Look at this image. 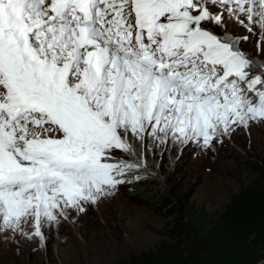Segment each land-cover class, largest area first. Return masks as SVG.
Here are the masks:
<instances>
[{
    "label": "snow or ice",
    "instance_id": "1",
    "mask_svg": "<svg viewBox=\"0 0 264 264\" xmlns=\"http://www.w3.org/2000/svg\"><path fill=\"white\" fill-rule=\"evenodd\" d=\"M262 33L264 0H0V238L43 244L153 157L250 140Z\"/></svg>",
    "mask_w": 264,
    "mask_h": 264
},
{
    "label": "rangeland",
    "instance_id": "2",
    "mask_svg": "<svg viewBox=\"0 0 264 264\" xmlns=\"http://www.w3.org/2000/svg\"><path fill=\"white\" fill-rule=\"evenodd\" d=\"M229 27L246 34L231 22ZM259 39L264 48V33ZM256 42L257 37L250 36L244 46L255 51ZM250 133L249 140L244 130H238L235 144L226 140L209 151L189 146L183 152L153 157L160 167H149L139 182L121 186L95 209L89 206L77 219L46 231L43 244L16 237L17 246L15 240L0 238V264H116L142 250L156 249L168 238L162 231L169 219L151 207L155 196L163 193L177 200L188 195L196 209L218 211L264 170V124H253Z\"/></svg>",
    "mask_w": 264,
    "mask_h": 264
},
{
    "label": "trees",
    "instance_id": "3",
    "mask_svg": "<svg viewBox=\"0 0 264 264\" xmlns=\"http://www.w3.org/2000/svg\"><path fill=\"white\" fill-rule=\"evenodd\" d=\"M222 210L195 208L188 195L160 193L151 207L168 218L156 249L116 264H257L264 260V170ZM175 240V244H171Z\"/></svg>",
    "mask_w": 264,
    "mask_h": 264
},
{
    "label": "crops",
    "instance_id": "4",
    "mask_svg": "<svg viewBox=\"0 0 264 264\" xmlns=\"http://www.w3.org/2000/svg\"><path fill=\"white\" fill-rule=\"evenodd\" d=\"M170 242H171V244H175V243H176L175 240H171ZM158 244H159V243H157V245H158Z\"/></svg>",
    "mask_w": 264,
    "mask_h": 264
},
{
    "label": "built area",
    "instance_id": "5",
    "mask_svg": "<svg viewBox=\"0 0 264 264\" xmlns=\"http://www.w3.org/2000/svg\"><path fill=\"white\" fill-rule=\"evenodd\" d=\"M257 264H260V262H258Z\"/></svg>",
    "mask_w": 264,
    "mask_h": 264
}]
</instances>
